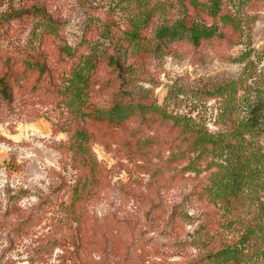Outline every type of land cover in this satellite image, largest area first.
<instances>
[{"label":"rangeland","instance_id":"obj_1","mask_svg":"<svg viewBox=\"0 0 264 264\" xmlns=\"http://www.w3.org/2000/svg\"><path fill=\"white\" fill-rule=\"evenodd\" d=\"M169 1L148 0L151 7L156 2L165 5ZM34 2L42 3L45 13L31 12ZM141 2L0 0V54H19L20 60L15 68L12 104L0 97V202L8 189L14 194L23 185L33 189L22 195L19 205L42 208L30 224L31 233L18 235L0 230V264H79L74 245L53 239L59 233L52 235L51 230L61 231L54 224L61 215L60 210L44 204L38 191H48V184H41L54 170L73 184L81 173L75 167L79 157L95 159L99 169L103 168L96 180L93 175V191L81 201L88 232L84 243L86 252L89 250L90 256L95 257V243L102 245L107 236L116 232L120 217H137L133 218L138 222L136 232L150 230L142 208L156 194L157 186L167 185L172 197L180 185L191 182L188 174L174 169L186 162L185 156L168 165L173 167L171 171L157 172L154 178L160 184H149L161 156H168L172 147L180 144L183 148L189 147L175 117L191 118L216 131L223 122L219 117L220 101L213 93L215 88L243 75L248 60V71L253 72L250 82L256 74L264 73V70L261 72L264 69V0L253 5L240 0L225 2L230 9L239 7L240 14L248 16L242 42L230 47L224 40L211 39L195 49L187 38H182L167 40L159 49L154 32L165 14L157 9L154 20L142 31L141 45L135 51L131 49L128 57V64L132 65L125 77L126 88L135 89L134 98H118L125 89L119 84L113 66L107 63L108 56L99 58L96 69L95 64H83L86 59L95 62V42L100 46V53L105 51L104 46H112L101 35L105 26L112 24L118 35ZM177 11L169 8L167 16H176ZM249 50L250 57L244 58ZM107 51L110 53L112 48ZM77 71L86 78L84 86L73 78ZM2 72L0 62V75ZM69 80L78 82L79 97L74 85L67 88ZM117 100L123 103L124 117H116L111 123L120 126L116 129L117 137L122 138L120 147L107 144L112 127L95 133V107L104 111L105 122H109L112 115L108 110ZM138 101L148 104L143 115ZM150 103L156 107L150 108ZM164 114L168 115L167 120L163 119ZM85 124L94 133L81 140L76 131ZM127 154L131 160L123 157ZM91 172L90 168L86 169V173L92 175ZM100 173L104 178L98 176ZM124 240L120 242L123 246ZM68 247L72 249L65 251ZM81 255L85 256L83 252ZM170 258L178 256L174 253Z\"/></svg>","mask_w":264,"mask_h":264},{"label":"trees","instance_id":"obj_2","mask_svg":"<svg viewBox=\"0 0 264 264\" xmlns=\"http://www.w3.org/2000/svg\"><path fill=\"white\" fill-rule=\"evenodd\" d=\"M174 1L165 2V5L156 2L151 7L150 1L142 0L118 35L112 24L105 26L101 35L109 39L112 46H104L105 51L100 53V46L95 42V62L86 59L83 66L95 64L96 69L99 58L108 56L107 63L113 66L120 79L119 84L125 89L119 96L116 95L118 98H134L132 94L135 89L126 88L128 82L125 77L132 65L128 64V57L131 49L135 51L141 45L144 39L142 31L154 20L157 9L165 14L161 25L154 32L159 49L167 40L182 38H187L195 49L211 39L224 40L229 47L242 42L248 16L246 13L241 15L242 9L239 12V7H227L225 2L232 0ZM257 1L240 0V3L253 5ZM169 8L178 10L176 16H167ZM30 9L33 13L46 11L40 2L32 3ZM109 48H112L110 53L107 51ZM250 54L251 50L245 52L244 58L248 59ZM18 55L0 54V62L3 63L0 97L7 104H12L14 100L15 68L20 62ZM249 64L250 60L237 80L224 83L213 92L220 101L219 117L223 122L216 131L209 130L191 118L175 117L183 140L188 142L189 147L183 148L180 144L177 148L172 147L168 156H161L160 165L150 177L149 184L159 183L154 178L157 172L171 171L173 167L168 165L185 156L186 162L174 165V169L177 173L188 174L191 182L180 185L178 193L172 197L169 196L167 185L157 186L156 194L148 198L142 208V216L151 227L150 230L136 232L138 222L133 218L137 217H120L116 221V232L107 236L102 245L95 243V257L90 256L89 250L86 252L84 243L88 232L81 201L93 191L94 176L96 180L97 173L103 168L100 166L99 169L95 159L79 157L75 167L81 173L73 184H69L62 173L54 170L41 184H48V191L38 189L44 204L56 206L60 210L58 212L61 215L57 212L60 216L54 224L61 227V231L51 230V234L59 233L58 238L52 234L53 239L74 245L73 251L79 264H87L91 260L95 264H264V73L256 74L253 82H250L253 72L248 71ZM73 78L80 85L86 83L85 76L79 71L73 74ZM72 85L79 97L78 82L69 80L67 88ZM122 104L121 100H117L109 108L108 112L112 115L109 122H105L107 118L102 115L104 111L95 107V133L112 127L107 144L117 147L122 142L116 131L120 126L111 122L116 117H124ZM137 104L143 115L148 104L142 101ZM149 106L156 107L152 103ZM163 119L167 120L168 115L164 114ZM76 132L81 140L88 139L94 133L88 124L79 126ZM124 156L131 160L130 155ZM87 168L92 170V175L86 173ZM98 176L104 178L102 173ZM30 189L33 188L22 185L14 194L11 193L12 189H8L0 202V230L18 235L31 233L30 224L37 219V210L42 208H23L19 205L22 195ZM158 229L152 235L147 234ZM123 240L124 246L120 243ZM68 249L72 248L68 247L65 251ZM174 253L177 259L170 258Z\"/></svg>","mask_w":264,"mask_h":264}]
</instances>
